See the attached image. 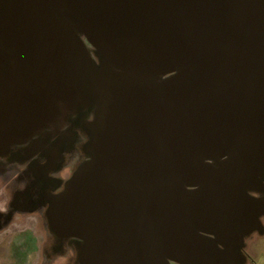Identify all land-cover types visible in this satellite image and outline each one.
Instances as JSON below:
<instances>
[{
    "label": "water",
    "instance_id": "obj_1",
    "mask_svg": "<svg viewBox=\"0 0 264 264\" xmlns=\"http://www.w3.org/2000/svg\"><path fill=\"white\" fill-rule=\"evenodd\" d=\"M0 152L70 167L82 264H244L264 234V0H0Z\"/></svg>",
    "mask_w": 264,
    "mask_h": 264
},
{
    "label": "flooded vegetation",
    "instance_id": "obj_2",
    "mask_svg": "<svg viewBox=\"0 0 264 264\" xmlns=\"http://www.w3.org/2000/svg\"><path fill=\"white\" fill-rule=\"evenodd\" d=\"M45 163L37 156L24 159L0 152V264H12L26 245L27 233L32 264H82L76 246L55 237L47 218L49 199L63 190L71 166L44 170ZM260 222L264 226V216ZM263 237L255 232L244 240V264H256L250 245Z\"/></svg>",
    "mask_w": 264,
    "mask_h": 264
},
{
    "label": "rangeland",
    "instance_id": "obj_3",
    "mask_svg": "<svg viewBox=\"0 0 264 264\" xmlns=\"http://www.w3.org/2000/svg\"><path fill=\"white\" fill-rule=\"evenodd\" d=\"M26 245H23L21 252L17 253L15 260L12 261V264H32L34 260V255L30 253L31 242H30V233H27ZM26 239V238H25ZM256 241V242H255ZM250 248L253 249L252 255L255 260L257 256L258 264H264V237L262 240H257V238L251 243ZM37 260L34 264H36Z\"/></svg>",
    "mask_w": 264,
    "mask_h": 264
},
{
    "label": "crops",
    "instance_id": "obj_4",
    "mask_svg": "<svg viewBox=\"0 0 264 264\" xmlns=\"http://www.w3.org/2000/svg\"><path fill=\"white\" fill-rule=\"evenodd\" d=\"M255 263L258 264V261H257V256L255 257Z\"/></svg>",
    "mask_w": 264,
    "mask_h": 264
}]
</instances>
